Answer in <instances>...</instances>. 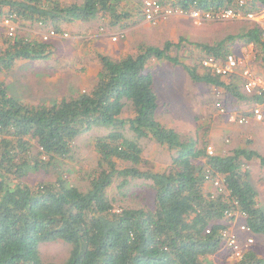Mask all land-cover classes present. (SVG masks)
I'll use <instances>...</instances> for the list:
<instances>
[{
  "label": "trees",
  "instance_id": "trees-1",
  "mask_svg": "<svg viewBox=\"0 0 264 264\" xmlns=\"http://www.w3.org/2000/svg\"><path fill=\"white\" fill-rule=\"evenodd\" d=\"M233 1L178 0L177 5L204 12L232 7ZM123 2L0 0V17L62 34L65 24L87 23L99 16L111 18V25L124 21L130 14L119 11ZM256 2L264 7V0ZM236 42L244 48L253 44L255 56L264 61V38L254 24L243 34L214 44L180 38L162 47L143 44L136 55L116 60L97 55L99 72L93 86L74 98L49 104L20 101L16 88L6 86L0 78V264H52L41 262L38 246L54 241L70 248L62 264H210L208 257L223 247L220 231L227 211H237L252 235H264V210L245 169L252 159L264 169V157L242 148L223 156L208 155L205 147L198 148L192 139L183 140L164 127L156 117L157 95L153 73L148 69L152 60L180 66L193 83L219 88L225 95L255 105L259 98L242 96L236 85L205 70L199 72L200 65L188 66L173 54L181 47H190V54H196L197 59H222ZM49 47L35 37L25 40L3 35L0 74L13 70L18 62L46 59ZM234 54L239 56L242 50ZM127 104L131 114L125 119L121 116ZM94 127L108 133L92 140L98 163L84 191L64 173L49 182H25L32 172L68 162L75 139ZM127 131L165 149L170 168L142 169L147 162L137 143L127 138ZM121 164L128 165L122 168ZM215 178L228 192L226 196L206 191V183ZM133 180L151 183L152 209L115 211L114 200L108 198L110 187L119 181V189H123ZM235 264H264V260L248 251Z\"/></svg>",
  "mask_w": 264,
  "mask_h": 264
},
{
  "label": "rangeland",
  "instance_id": "rangeland-1",
  "mask_svg": "<svg viewBox=\"0 0 264 264\" xmlns=\"http://www.w3.org/2000/svg\"><path fill=\"white\" fill-rule=\"evenodd\" d=\"M61 3H80L82 0H59ZM144 0H124L119 11L129 13L130 17L114 25L109 17L96 19L81 24V27L68 25L62 28V34L48 40L50 54L46 59L34 62H18L10 72L0 74L6 86L15 87L19 100L26 104H49L52 100L74 98L77 93L89 90L96 82L99 65L97 55H106L111 59H120L128 55H136L143 44L162 47L165 42L177 43L180 38L187 42L214 44L227 36L243 34L254 24L246 20L208 23L203 27H193L188 21L169 18L153 26L142 17L141 6ZM13 36L26 39H40L47 34L49 28L39 25L29 27L26 24H15ZM126 26V27H125ZM66 35L64 37L63 35ZM6 35L0 28V37ZM8 36V35H6ZM12 36V37H13ZM124 44L128 50L124 51ZM105 45L106 47H104ZM244 44L236 42L231 53H239ZM193 48L181 47L173 54L181 57L188 66L199 65L204 57L197 59L191 55ZM125 55V56H124ZM256 63L254 65H258ZM259 66V65H258ZM148 69L153 73L154 89L157 95V120L166 128L174 130L184 139H192L198 148L210 147L213 155L223 156L235 149H248L258 155H264V124L249 122L239 126L230 123L220 115L216 108L217 99L222 102L226 112L243 115L249 106L243 100L225 95L223 90L213 86L193 83L187 72L180 66H173L164 61L152 60ZM199 72H203L200 69ZM262 74L264 69L261 68ZM237 86V92L246 96L236 79H223ZM11 90V89H10ZM10 95L13 93L10 91ZM127 104L123 109L122 118L130 117ZM108 130L94 127L75 139L73 155L63 164L50 166L32 172L25 180L28 184L49 182L56 175L64 173L72 184L82 191L88 186V177L96 168L98 156L93 149L92 140L104 136ZM127 138L135 141L142 150L147 164L144 170L164 171L170 168L171 160L168 152L157 143L146 138H136L132 133H125ZM202 162V161H200ZM198 164H200L198 162ZM128 164H121L122 168ZM249 181L257 190L258 203L264 210V169L257 159L246 164ZM218 180L219 179H214ZM120 182H115L108 191V198L114 200L113 209H152L153 191L151 183L144 180H133L123 189ZM206 191L218 196L217 187L206 183ZM221 194H226L222 192ZM242 216L238 215L235 225L243 224ZM236 228V226H235ZM240 243L244 244L245 236L240 234ZM253 244L245 251L253 252L264 260V235L254 236ZM69 246L62 241L41 243L38 254L42 263L62 264L68 257ZM210 264H235L228 250L220 251L208 257Z\"/></svg>",
  "mask_w": 264,
  "mask_h": 264
},
{
  "label": "built area",
  "instance_id": "built-area-1",
  "mask_svg": "<svg viewBox=\"0 0 264 264\" xmlns=\"http://www.w3.org/2000/svg\"><path fill=\"white\" fill-rule=\"evenodd\" d=\"M177 2L178 0H165L164 2L144 0L141 9L144 20L156 26L159 22L169 18H186L194 27H202L208 23L246 20L257 24L264 38V26L261 24L264 22V7H260L256 0H234L232 7L204 12L195 9L184 10L177 5ZM0 28L3 29L6 35L12 37L16 26L11 17L3 16L0 17ZM59 35L61 34L50 30L47 34L42 35L40 40L47 42ZM63 36L66 37L65 34ZM254 48L253 44H248L239 56L234 53H229L222 59L206 56L199 63L202 70L221 79H233V77L238 76L243 80V92L248 96H255L260 99V102L252 105L247 115L226 112L222 102L217 99L215 102L217 112L225 116L230 123L239 126L246 125L249 122L264 124V74H257L253 70V65H250L252 62L253 64L255 62L260 63L264 69V61L255 56ZM207 153L208 155H213L210 147L207 148ZM209 182L217 187L219 195L222 192H226L220 180L209 179ZM227 194L228 192L222 195L226 196ZM238 215L237 211L225 212L222 218L224 227L220 231L222 246L228 250L235 262L242 260L246 253L245 249L253 244L252 234L245 223L235 225ZM206 233H209V231L206 230ZM240 234L245 236L244 244L240 243Z\"/></svg>",
  "mask_w": 264,
  "mask_h": 264
},
{
  "label": "crops",
  "instance_id": "crops-1",
  "mask_svg": "<svg viewBox=\"0 0 264 264\" xmlns=\"http://www.w3.org/2000/svg\"><path fill=\"white\" fill-rule=\"evenodd\" d=\"M177 19H181V20H186V21H188L189 22V20H187L186 18H177ZM190 23V22H189ZM81 24H84V23H81V22H73V23H70V25H72V27H76V28H78V27H81ZM191 24V23H190ZM263 26H264V22H262L261 23ZM69 24H65V25H63L62 26V28L63 27H67ZM192 25V24H191ZM193 26V25H192ZM194 27V26H193ZM203 27V26H202ZM196 28H200V27H196ZM104 47H106L105 45H103ZM124 48H125V50L124 51H126V50H128V48H129V45L128 44H124ZM125 56V55H124ZM255 64V63H254ZM253 64V62H252V64L250 63V65H253V70L254 71H256V73L257 74H262V71H261V68H263V66L259 63L258 65H254ZM263 74H264V72H263ZM234 79H236L237 80V82L239 83V86L241 87V90L243 91V80L241 79V78H239L238 76H235V77H233ZM223 80V79H222ZM224 82H226V80H223ZM252 107V105L251 106H249V108H248V110H247V113H248V111L250 110V108ZM255 124H257V123H255ZM262 157H264V155H262ZM257 191V190H256Z\"/></svg>",
  "mask_w": 264,
  "mask_h": 264
}]
</instances>
